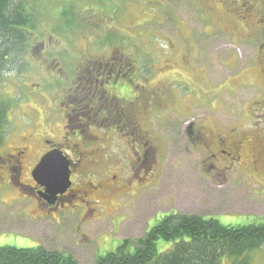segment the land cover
I'll use <instances>...</instances> for the list:
<instances>
[{
  "label": "rangeland",
  "instance_id": "1",
  "mask_svg": "<svg viewBox=\"0 0 264 264\" xmlns=\"http://www.w3.org/2000/svg\"><path fill=\"white\" fill-rule=\"evenodd\" d=\"M49 1L38 6L39 0H34L35 8L28 13L36 16L39 31L25 33L17 51L11 49L2 60L0 103L6 106L7 113L6 123L0 128V158L11 147L28 144L26 138L32 134L35 110L48 112L59 107L61 98L57 96L62 89L58 83L49 85L51 81L62 76V71L73 77L85 63L113 54L101 42V32H108L112 43L121 38L116 47L137 61L134 71L145 75L151 84L150 93H140L146 97L148 94L152 103L151 109L147 107L151 117L144 136L153 153H147L149 173L133 180L131 186L111 175L106 178V186H120L118 193L129 191L127 195L112 196L109 186V192L95 194L98 203L91 215L63 212L54 220L40 213L23 189V183L31 180L23 175L21 186L10 183L0 164V247H41L47 252L71 255L78 264H95L98 257L114 252L122 243L130 251L135 249L137 241L169 216L213 219L231 227L264 222V159L254 164L246 144L240 168L226 172L225 177H212L203 162L202 150L193 149L186 136L189 123L205 126L213 121L223 128L233 125L235 119L245 126L252 121L249 118H255L251 101L259 88L243 83L253 82L260 74L258 70L249 72L245 63L254 47L245 48L239 41L245 35L226 13V5H220L218 0H96L101 2L98 11L103 27L95 23L93 29L84 26L86 33L82 36L71 32L75 36L65 34L59 38L51 31L52 36L42 35L61 24L56 13L60 5ZM93 1L85 0L83 9ZM93 10L95 7L89 8ZM97 19L85 21L91 24ZM163 80L168 81L165 90ZM39 91L47 92L42 102L36 93ZM163 95L168 99L162 108L155 102ZM59 128L52 132L57 140L62 135ZM240 129L252 134L248 127ZM97 133L100 137L108 134L107 130ZM108 136L100 139L101 146L96 148L107 147V155L113 159L117 153L123 155L124 168L129 169L124 144L116 141V135ZM155 246L163 254L171 250L173 243L158 240ZM244 257L248 264H264V245ZM231 263L223 258L219 264Z\"/></svg>",
  "mask_w": 264,
  "mask_h": 264
},
{
  "label": "flooded vegetation",
  "instance_id": "2",
  "mask_svg": "<svg viewBox=\"0 0 264 264\" xmlns=\"http://www.w3.org/2000/svg\"><path fill=\"white\" fill-rule=\"evenodd\" d=\"M218 1L220 5H226V13L235 19L237 27L245 35L239 39L244 42L242 45L245 48L252 45L254 47L253 55L245 62L249 65L248 71L258 70L260 73L253 82H243L259 88L251 101L254 106L251 114L255 117L249 118L252 123L244 126L240 120L235 119L233 125L227 124L220 128L217 123L208 120L205 126L189 123L185 128L193 149L202 150L207 172L212 177L215 174L225 177L226 172L235 167L240 168L243 164L240 161L246 144L249 145L250 158L254 164L264 159V0ZM115 45L119 47L117 43L109 47L114 49L113 54H107V57L111 55L109 58L103 56V59L90 62L87 59L89 63H85L73 77L61 70L62 76L49 83H58L62 89L57 96L61 98L59 107L48 112L35 110L32 134H26L28 144L11 147L0 158L2 173L10 183L21 186L23 175L31 180L29 184L23 183V189L30 196L34 207L45 217H52L54 220L55 216L60 217L63 212L91 215L96 202L98 203L94 197L96 193L109 192V186L114 192L112 196L127 195L129 192L118 193L120 186H106L109 175L114 180L120 179L122 183L128 181L131 186L133 180L142 175L146 177L149 173L150 167L147 166L146 159L148 151L153 153V148L148 146L144 131H147V120L151 117V110L147 107L151 109L152 103L148 94L146 97L140 92L150 93L151 86L148 85L151 84L147 82L145 75L134 71L137 61L120 53ZM117 54L120 55L119 58H116ZM167 85L168 81L163 80V90ZM156 88L159 87H154ZM36 93L41 102V97L47 94L40 91ZM166 99L168 98L163 95L155 104L163 108V101ZM39 121H42L41 124ZM57 126H60L62 134L58 140L52 137ZM246 127L251 129L252 134L240 129ZM104 130L111 136L116 135V141L124 144L127 154L125 158H130L129 169L124 168L123 155L119 156L117 153V158L113 159L111 155H107V147L96 148L101 146L100 139L109 137L108 134L100 137L97 133ZM52 151H60L69 161L71 186L49 203L45 188L33 180L32 171L41 158ZM92 179L101 181L95 183Z\"/></svg>",
  "mask_w": 264,
  "mask_h": 264
},
{
  "label": "trees",
  "instance_id": "3",
  "mask_svg": "<svg viewBox=\"0 0 264 264\" xmlns=\"http://www.w3.org/2000/svg\"><path fill=\"white\" fill-rule=\"evenodd\" d=\"M46 1L50 3L49 0H39L37 5ZM53 1L60 5L56 13L61 24L42 33L44 37L52 36L49 31L59 38L71 32L82 36L86 33L83 32L84 26L93 29L97 23V27H103L101 13L98 11L100 1H93L94 3L85 9H83L85 0ZM32 3L34 0H0V73L5 54H9L11 49L12 52L17 51L16 47L25 40V33L39 29L40 24L36 16L28 13L35 8ZM94 7L95 11H89V8ZM115 11L114 8L111 13L114 14ZM44 13L43 10L41 14ZM91 17L98 18L100 23L97 19L87 24L85 19ZM101 33L104 36L101 42L108 47L117 42V45L121 44V38L112 43L108 32ZM112 37L116 38V35ZM7 43L13 45L7 47L5 46ZM6 113V106L0 103V128L6 123ZM158 240L173 243L171 250L163 254L158 253L155 246ZM261 245H264V222L245 227H231L221 226L213 219L169 216L151 228L142 240L137 241L135 249L130 251V247L122 243L114 252L98 257L95 264H219L223 258L230 259L231 264H248L245 254L260 248ZM0 264H78V262L71 255L47 252L41 247L29 249L0 247Z\"/></svg>",
  "mask_w": 264,
  "mask_h": 264
},
{
  "label": "water",
  "instance_id": "4",
  "mask_svg": "<svg viewBox=\"0 0 264 264\" xmlns=\"http://www.w3.org/2000/svg\"><path fill=\"white\" fill-rule=\"evenodd\" d=\"M33 180L45 188L47 198L55 201L58 195L65 193L71 186L69 161L60 151L44 155L32 171Z\"/></svg>",
  "mask_w": 264,
  "mask_h": 264
}]
</instances>
